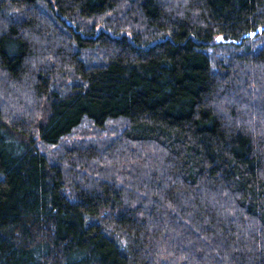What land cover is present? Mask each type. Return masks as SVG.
Segmentation results:
<instances>
[{
	"label": "trees",
	"instance_id": "1",
	"mask_svg": "<svg viewBox=\"0 0 264 264\" xmlns=\"http://www.w3.org/2000/svg\"><path fill=\"white\" fill-rule=\"evenodd\" d=\"M0 264H264V0H0Z\"/></svg>",
	"mask_w": 264,
	"mask_h": 264
},
{
	"label": "rangeland",
	"instance_id": "2",
	"mask_svg": "<svg viewBox=\"0 0 264 264\" xmlns=\"http://www.w3.org/2000/svg\"><path fill=\"white\" fill-rule=\"evenodd\" d=\"M222 40H223V39H222L221 37H217L215 41H216V42H221Z\"/></svg>",
	"mask_w": 264,
	"mask_h": 264
},
{
	"label": "water",
	"instance_id": "3",
	"mask_svg": "<svg viewBox=\"0 0 264 264\" xmlns=\"http://www.w3.org/2000/svg\"><path fill=\"white\" fill-rule=\"evenodd\" d=\"M245 37H247V36H245Z\"/></svg>",
	"mask_w": 264,
	"mask_h": 264
}]
</instances>
